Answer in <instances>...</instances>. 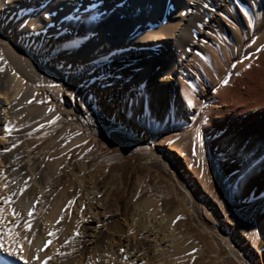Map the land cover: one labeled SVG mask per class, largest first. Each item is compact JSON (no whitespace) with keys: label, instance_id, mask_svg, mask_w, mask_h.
I'll return each mask as SVG.
<instances>
[{"label":"rangeland","instance_id":"rangeland-1","mask_svg":"<svg viewBox=\"0 0 264 264\" xmlns=\"http://www.w3.org/2000/svg\"><path fill=\"white\" fill-rule=\"evenodd\" d=\"M22 16L30 19L3 15L10 19L1 20L0 32L51 74H37L33 66L32 97L19 90L14 113L0 125L1 135L17 137L21 156H38L32 177L17 188L18 174L8 175L0 162V197L30 201L15 218L0 201L2 232L27 223L39 241L40 264H264V143L229 134L212 145V113L197 101L203 90L197 83L209 86L203 74L216 80L219 97L257 54L264 30L249 48L251 57L229 74L222 57L233 49L219 34L221 48L208 33L200 46L187 45L176 62L184 70L173 68L170 113L162 119L156 111L165 90L157 75L152 83L139 80L143 70L131 69L133 61L110 62L86 81L83 64L71 56L76 52L67 51L70 43L50 39L53 32L36 42L17 28ZM202 30L199 24L194 37ZM190 69L199 80L188 77Z\"/></svg>","mask_w":264,"mask_h":264},{"label":"bare ground","instance_id":"bare-ground-1","mask_svg":"<svg viewBox=\"0 0 264 264\" xmlns=\"http://www.w3.org/2000/svg\"><path fill=\"white\" fill-rule=\"evenodd\" d=\"M43 2L48 5L52 15L43 26L41 38L43 40L49 38V32L56 34L50 39H58L63 43H69V37H79L80 51L75 50L76 53L71 56L75 63L83 64L81 68L83 74L88 75L86 81L94 74H99L104 65L110 62L129 64L133 61L131 69L143 70L139 80L152 83L153 77L157 75L160 88L165 90V99L156 111L157 117L162 119L168 117L170 113L168 109L171 107L169 98L171 80L177 77L174 72L176 68H173L177 65L181 71L184 70V65L176 62L179 53L185 50L187 45L196 42L200 46L207 33L210 40L219 45L221 40L218 42L215 37L219 34L223 42L233 49L230 57H222L224 63L230 64L227 71L229 74L243 62L245 55L251 57L249 48L264 30V0H43ZM41 3L42 0H10L8 3L0 0L2 18L0 22L1 20L4 23L9 22V17L13 13L17 16L24 13L35 24L37 20H41ZM33 13L35 15H30ZM6 14L9 17H2ZM256 15L260 16V22L254 27ZM206 17L209 21H206ZM199 24L203 26V30L199 32L201 37L196 38L195 30ZM36 28L39 30L41 26ZM67 28L71 31L67 32ZM249 30L251 32L247 37ZM33 39L38 41L34 35ZM241 39L239 50L235 52ZM0 44L4 50L0 53V68L3 69L0 71V125H2L17 107L19 90L23 89L24 99L32 97L35 89L33 66L36 67L37 74L45 77L51 74V70L47 71L44 66L37 64L36 58L28 48L14 43L2 32ZM72 47L70 43L69 48ZM163 49L170 50L164 51L161 56L159 52ZM201 49L204 50L203 47H200ZM192 54L194 53H188L185 59L191 58ZM249 61L219 97L215 95L218 86L216 80L211 81L213 77L211 79V76L203 74L209 86H205L202 81L196 82L198 87H203L197 96L198 100L196 99L200 108L208 109L212 113L208 128L212 145L229 134H234L238 139L264 143V43ZM215 71L221 74L222 68L219 66ZM49 77L54 82L58 81L56 75ZM188 77L196 81L198 79L191 69ZM134 82L124 85L128 86ZM63 100L65 101V98ZM182 111L185 112L183 109ZM5 148L10 151H5ZM18 148L17 137L0 134V162L8 175L18 174L14 183L16 188L20 186L25 176H31L29 167L33 168V161L38 158L37 155L33 156V153L21 156ZM29 203L26 197L20 199L17 196L8 205V210L11 208L18 215L14 216L11 210L9 213L14 218L21 216L23 207ZM24 213L25 210L22 215ZM2 226L0 222V243L5 247H12L11 250L17 251L23 257L14 260V264L41 263L37 249L39 241L27 231L28 227L19 225L5 234L2 232ZM88 236L89 240L93 241V234L88 232ZM128 238L124 237L127 245L131 243ZM12 240L15 242L14 246ZM2 255L6 254H0Z\"/></svg>","mask_w":264,"mask_h":264},{"label":"snow or ice","instance_id":"snow-or-ice-1","mask_svg":"<svg viewBox=\"0 0 264 264\" xmlns=\"http://www.w3.org/2000/svg\"><path fill=\"white\" fill-rule=\"evenodd\" d=\"M8 2H10V0H5V3H8ZM40 13H41V28L39 30L36 28L35 24L32 22L31 19L24 18V17H21V19L17 21V25H16L17 28L20 29L22 33L27 32L28 34H30V38L32 35H34L35 39L40 40L43 34V26L47 24L48 18L52 15V13L48 10V5H46L43 2V0L40 6ZM30 15H35V13L30 14ZM94 18L95 17H92V19ZM78 41H79V37H69V43H71L73 47L71 49H67V51L78 50V47L80 46ZM0 71H3V69L0 68ZM224 83H227V81H224ZM4 127H5V131L7 132L8 125L5 124ZM14 146L15 145H13V147ZM5 151H10V149L5 148ZM0 201H2L3 204L5 205H10V198L0 197ZM9 210L13 211L14 216L18 215V213H15L14 210H12L11 208H9ZM3 212H4V209L0 208V218H2ZM29 215H31V212L29 213ZM25 227H29V225L26 223ZM5 231H9V230L6 229ZM49 235H51V233H49ZM48 243H50V241ZM45 247H47V243L45 244ZM121 251H123V249H121ZM0 254H6V255L0 256V264H14V260L23 259V257L20 256L17 251L10 250V248L5 247L4 244L2 243H0ZM32 258L34 259L35 257H32ZM25 264H27V262H25Z\"/></svg>","mask_w":264,"mask_h":264}]
</instances>
